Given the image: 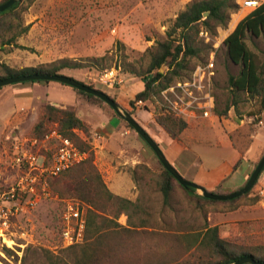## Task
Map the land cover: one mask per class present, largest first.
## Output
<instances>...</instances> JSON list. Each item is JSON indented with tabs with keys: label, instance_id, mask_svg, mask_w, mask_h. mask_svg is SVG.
I'll list each match as a JSON object with an SVG mask.
<instances>
[{
	"label": "rangeland",
	"instance_id": "374dc122",
	"mask_svg": "<svg viewBox=\"0 0 264 264\" xmlns=\"http://www.w3.org/2000/svg\"><path fill=\"white\" fill-rule=\"evenodd\" d=\"M194 1L198 0H25L20 21L23 27L29 25L28 31L16 39V46H1L0 63L14 69L43 70L65 60L80 65V69L59 73L117 102L165 157L171 158L168 161L184 179L211 193L230 194L244 186L264 152V106L258 110L256 99L232 96L228 76H236L240 67L228 60L223 41L264 0H230L237 8H231L223 28H216L214 33L200 24L197 34L189 31L197 53L187 56L177 70L163 64L158 72L170 78L167 86L156 90L150 100L130 105L143 89L142 77L147 76L156 46L166 40L176 16ZM246 1L257 5L247 7ZM244 42L258 66H263L264 33L259 37L247 34ZM160 83L165 85V81ZM51 84L58 89L40 93L30 105L14 103L13 119L0 137V187L11 185L16 175L8 158L14 138L33 139V124L42 107L50 104L70 109L82 120L87 128L75 130L72 140L88 154L83 167L93 165L114 195L137 200L145 213L133 214L132 221L138 223V218L144 217L151 227L146 232L108 230L102 250L97 251L102 264H197L208 259L207 252L186 250L187 244L180 243L178 237L214 226L220 238L235 248L264 250V168L251 190L230 204L198 201L192 194L200 191L183 189L174 180L164 201L160 191L164 169L127 123L97 97L57 82ZM234 100L236 109L231 107L224 116L217 114ZM165 114L186 124L178 142L156 122V117ZM45 129L50 133L57 125L50 121ZM49 149L45 156L51 154L53 146ZM69 181L60 174L50 178L48 194L11 217L4 241L0 238V264H21L23 259L25 264H47L43 250L73 264L69 248L77 249L83 241L67 246L59 233L66 202H80L64 189V185L70 186ZM82 204L86 215L89 206ZM116 222L125 227L126 216L121 213Z\"/></svg>",
	"mask_w": 264,
	"mask_h": 264
},
{
	"label": "trees",
	"instance_id": "16d2710c",
	"mask_svg": "<svg viewBox=\"0 0 264 264\" xmlns=\"http://www.w3.org/2000/svg\"><path fill=\"white\" fill-rule=\"evenodd\" d=\"M6 1L7 0H3L0 4ZM24 1L25 0H20L6 11L0 13V51H2V45L10 46L15 44L16 46V39L28 31L29 25L23 27L20 21V8ZM231 8L235 9L237 7L234 4L232 5L230 0H198L187 5L174 19L173 24L167 31L166 40L159 42L156 46L155 53L151 58L146 72L147 76L142 77V82L144 83L143 89L134 96V101H131L130 105H133L134 102L150 100L156 90L159 91L167 86L170 78L158 72L163 64L168 63V68L170 70L171 68H173L172 71L177 70L183 66V62L187 56H192L197 53L191 45L189 31H195L197 34L198 25L201 24L205 29L215 33L216 28H223L226 25V20ZM232 30L233 31L224 39L223 45L226 49L228 60L233 65L239 66L240 69L236 76H228L229 90L235 99L241 94L246 95L250 99H256L259 106L258 110H261L264 106V65L258 66L254 54L249 51L244 40L247 34L253 37H259L264 33V3L257 6L242 18ZM7 35H9V37L5 39ZM80 68V65L68 60L61 61L58 65H54L46 70L34 67L14 69L4 63H0V79L32 74L63 75L59 73L60 70ZM153 71H155L154 74H152ZM160 80L165 81V85H161ZM35 83L49 82L32 81L13 85ZM76 91L88 97H94L81 91ZM236 102L237 101L234 100L231 104L226 106L224 111L217 112V114L219 116H224L231 107L236 109ZM50 121L55 122L57 125V130L55 131L60 136L70 139L71 141H73L72 139L75 137V130H86L87 128L72 110L61 109L47 104L42 107L40 117L37 118V121L33 124L31 130V135L34 137L33 139H37L39 142L45 139L49 134L46 133L45 124ZM156 122L164 128L171 139L177 142L179 134L186 128L184 121L168 114L156 117ZM127 126L132 129L128 124ZM79 149L84 150L81 148ZM88 158L89 157H87V159ZM87 159L60 173V175H63V178H70V186H67V184L64 185V189L66 188L68 191L67 193L81 203L89 206V209L86 211L83 243L82 245L80 244L77 249H75L76 247H71L69 250L73 255V264H102L100 258L97 256V251L102 250L103 241L109 235L108 230H120L129 233L137 229L139 232L142 230L146 232V229L151 227L148 226V219L144 217H139L138 223L132 221L133 214L144 215L145 211L143 206L139 204L137 200L132 202L128 199L118 197L106 189L100 175L96 172L93 165L89 164L87 167H83ZM85 174H87V176H85ZM163 177L164 181L160 187V191L163 194L164 201H167L172 190L171 182L173 180L175 181V179L165 169L163 171ZM132 178L135 180L134 175ZM89 181H91L92 184ZM50 183L51 181H49V184ZM192 195L198 201L208 203L218 202L230 204L238 199L230 201H212L200 195ZM129 209L132 210L131 213L128 212ZM121 213L126 216L125 227L116 222V219ZM60 231L61 228H59V233ZM178 241L180 243H182V241L186 243L187 245L185 248L188 251L194 248L196 250L203 249L207 252L206 255L208 259L197 264H231L247 256L264 262L263 249L255 248L246 251L241 248H235L231 243L220 238L216 226L205 228V231L202 233L182 234L178 237ZM42 252L47 264H67L62 257L56 256L49 251L43 250ZM21 264H25L24 259ZM161 264L188 263L164 262Z\"/></svg>",
	"mask_w": 264,
	"mask_h": 264
},
{
	"label": "built area",
	"instance_id": "2783aa9c",
	"mask_svg": "<svg viewBox=\"0 0 264 264\" xmlns=\"http://www.w3.org/2000/svg\"><path fill=\"white\" fill-rule=\"evenodd\" d=\"M256 5L255 1L245 3V6L252 8ZM51 140L54 142L50 143ZM51 146V154L45 156V151H49ZM87 157L86 151L80 150L73 141L60 136L55 130L40 142L37 139L14 138L8 158L16 175L11 185L0 187V238L4 241L11 217L34 206L40 197L46 196L50 178ZM83 206L73 199L66 202L61 216L60 236L67 246L79 244L84 239L86 215Z\"/></svg>",
	"mask_w": 264,
	"mask_h": 264
},
{
	"label": "water",
	"instance_id": "95a60500",
	"mask_svg": "<svg viewBox=\"0 0 264 264\" xmlns=\"http://www.w3.org/2000/svg\"><path fill=\"white\" fill-rule=\"evenodd\" d=\"M20 0H7L6 2L0 4V13L6 11L10 7H12L14 4L19 2ZM32 81H48V82H57L62 85H66L68 87H71L73 89H76L78 91H81L83 93H86L88 95H92L94 97H97L104 103H106L114 112L115 114L120 117L124 122H126L133 130L134 132L142 138V140L148 145V147L152 150L156 158L158 159L159 163L163 166V168L175 179V181L182 186L184 189L188 191H200L201 197L205 199H209L212 201H230L233 199H237L239 197H242L246 195L253 185L255 184L256 180L258 179L261 171L264 168V152L257 163L255 169L251 173L250 177L244 184L242 188L239 190L232 192L230 194H215L208 192L203 187L194 184L190 181H187L184 179L177 169L173 167L157 143L148 135V133L137 123V121L126 111H123L121 107L116 103L113 99H111L108 95L105 93L96 90L94 88H91L87 85H84L83 83L78 82L77 80L64 76V75H56V74H32V75H23V76H15V77H8L4 79H0V88L13 85V84H19V83H25V82H32ZM231 264H264L262 261L255 260L254 258L247 256L240 258L236 261H234Z\"/></svg>",
	"mask_w": 264,
	"mask_h": 264
},
{
	"label": "crops",
	"instance_id": "0c3cea01",
	"mask_svg": "<svg viewBox=\"0 0 264 264\" xmlns=\"http://www.w3.org/2000/svg\"><path fill=\"white\" fill-rule=\"evenodd\" d=\"M56 89H58V87L52 85L51 82H49L47 85L41 83H35L32 85L23 84L6 86L0 89V137H2L4 134L5 126L11 120V118L13 119L11 116L14 109V103L15 105H18L19 103L30 105L35 99L40 98V93H48L49 91H56ZM166 158L169 161L171 159H169L168 156H166ZM3 182L6 184L7 180L5 179Z\"/></svg>",
	"mask_w": 264,
	"mask_h": 264
}]
</instances>
